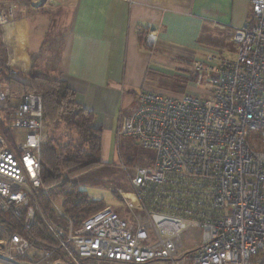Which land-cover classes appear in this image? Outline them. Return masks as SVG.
<instances>
[{"label":"built area","instance_id":"built-area-1","mask_svg":"<svg viewBox=\"0 0 264 264\" xmlns=\"http://www.w3.org/2000/svg\"><path fill=\"white\" fill-rule=\"evenodd\" d=\"M26 9V0H0V29ZM251 9L253 18L234 30L235 59H194L195 92L137 93L117 134L155 156L126 181L129 188L115 181L124 217L108 205L75 230L43 213L41 151L49 129L42 98L13 97L0 84V112H11L5 128L18 134L11 141L0 133V264H263L264 151L252 142L264 138V0H251ZM155 42L148 34V47ZM89 174L80 178L84 186ZM51 208L68 220L57 201ZM39 219L54 245L32 233Z\"/></svg>","mask_w":264,"mask_h":264},{"label":"crops","instance_id":"crops-1","mask_svg":"<svg viewBox=\"0 0 264 264\" xmlns=\"http://www.w3.org/2000/svg\"><path fill=\"white\" fill-rule=\"evenodd\" d=\"M252 18L251 0H48L39 8L28 3L6 29L7 64L21 81L37 75L68 82L77 102L95 113L108 157L114 132L136 109L138 92L184 94H166L167 54L191 65L220 54L223 41L233 40L234 30ZM150 33L153 47L147 45Z\"/></svg>","mask_w":264,"mask_h":264},{"label":"trees","instance_id":"trees-1","mask_svg":"<svg viewBox=\"0 0 264 264\" xmlns=\"http://www.w3.org/2000/svg\"><path fill=\"white\" fill-rule=\"evenodd\" d=\"M42 1L45 3L48 0ZM140 40L143 43L142 36ZM2 47L0 46V63L3 72L0 76V84L10 89L13 97L20 98L26 94L40 96L43 102V118L48 129L59 130L65 127L71 131L72 136L76 137L70 136L66 143H60L49 136L48 142L42 148L41 180L47 195L42 194L39 197V203L43 213L49 214L55 225L67 228L71 223L77 230L88 217L109 205L104 200L91 196L80 184L81 175L98 168L102 163L103 130L94 127L95 113L77 102L76 92L68 82L37 75L31 76L27 81L19 80L7 67V54ZM0 125L4 128L1 121ZM7 132L10 135L9 131ZM252 143L257 150L264 151V138L254 137ZM142 156L144 152L140 153L136 161H130L131 165H139ZM107 176L104 171L91 173L86 177V184L106 188L109 182L103 179ZM51 201H59L68 220L54 212ZM120 208V206L114 207L115 211L124 217L125 213H122ZM2 219L0 215V225L4 224ZM32 233L48 245H54L43 230L40 219L36 222ZM79 261L81 264L113 262L101 258H82Z\"/></svg>","mask_w":264,"mask_h":264},{"label":"rangeland","instance_id":"rangeland-1","mask_svg":"<svg viewBox=\"0 0 264 264\" xmlns=\"http://www.w3.org/2000/svg\"><path fill=\"white\" fill-rule=\"evenodd\" d=\"M27 4L31 3L35 8L41 7L42 0H26ZM44 3V2H43ZM27 10V9H26ZM6 32L0 29V46H3L6 54L8 52L7 38L5 39ZM5 40V41H4ZM223 51L220 54L213 52L215 55L221 56L226 59H235L237 56V44L234 40L225 39L223 41ZM179 57L166 55V94H182L188 92L190 86H195V69L193 64H186L179 61ZM1 64V63H0ZM6 65V63H5ZM8 67V64H7ZM3 72V71H2ZM206 84V82H204ZM137 105V100H136ZM10 111H2L0 112V121L4 128H1L0 125V133L4 134L8 137L11 141L15 140L18 137V134H8L5 128V122L9 121ZM7 132V134H6ZM117 132V131H116ZM116 132H114V136H112V140L110 142V146L108 148V157L105 155V133H103L102 139V153H101V165L88 172H100L104 171L107 173L108 178L111 179V183L109 182L106 189H101L100 186H93V185H83L82 181H80L81 187L86 189V191L93 197L97 199L104 200L106 204H109L114 207H121L122 213H125V207L122 204V199L120 197V193L111 190L115 189L117 185L115 181L121 186V188H129L127 182H130V179L133 178L136 174L137 168L143 167L145 165L152 164L154 161L155 153L149 150L143 149L137 142V140L133 137L129 136H119ZM118 133V132H117ZM48 136L51 139H55L60 143H66L72 133L65 127H61L59 130H53L50 128L48 130ZM73 138H76L72 136ZM144 152V156L141 157L142 161L139 165H131L130 161H136V158L140 157V153ZM128 165H126V164ZM121 166H125V170L122 169ZM87 175V173L81 175V177ZM124 177V179H123ZM127 181V182H126ZM105 189V188H104ZM59 203V201H58ZM126 264V263H115V262H108L102 261L98 263L92 264ZM161 264H169V263H161ZM264 264V260H263Z\"/></svg>","mask_w":264,"mask_h":264},{"label":"bare ground","instance_id":"bare-ground-1","mask_svg":"<svg viewBox=\"0 0 264 264\" xmlns=\"http://www.w3.org/2000/svg\"><path fill=\"white\" fill-rule=\"evenodd\" d=\"M17 23V22H16ZM14 60V59H13Z\"/></svg>","mask_w":264,"mask_h":264}]
</instances>
